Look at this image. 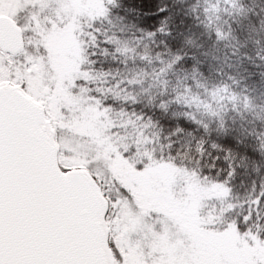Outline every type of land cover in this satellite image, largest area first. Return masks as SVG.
<instances>
[{
  "label": "snow or ice",
  "instance_id": "snow-or-ice-1",
  "mask_svg": "<svg viewBox=\"0 0 264 264\" xmlns=\"http://www.w3.org/2000/svg\"><path fill=\"white\" fill-rule=\"evenodd\" d=\"M21 3L23 22L17 17L16 26L28 24L29 32L37 20L50 26L47 18L58 7ZM104 9L80 38L92 76L106 79L78 83L119 114L114 131L142 142L132 152L151 150L158 164L186 174L172 188L174 199L187 198L183 189L194 182L224 195L199 213L207 218L216 206L212 223L199 225L202 233L181 231L155 209L125 232V198L143 211L135 197L121 186L109 190L91 170L82 175L54 159L47 138L51 92L37 95L13 69L9 86L0 88V264H264V0H104ZM222 13L234 30L224 52L202 45L185 50L187 38ZM13 31L0 20V41ZM212 35L219 38V29ZM2 55L11 52L0 46ZM13 59L22 71L32 67L25 56ZM137 65H148L152 78L135 79ZM241 177L250 183L243 200L234 194ZM157 191L167 198L166 189ZM233 232L246 247L230 246Z\"/></svg>",
  "mask_w": 264,
  "mask_h": 264
},
{
  "label": "rangeland",
  "instance_id": "rangeland-1",
  "mask_svg": "<svg viewBox=\"0 0 264 264\" xmlns=\"http://www.w3.org/2000/svg\"><path fill=\"white\" fill-rule=\"evenodd\" d=\"M42 2L45 7H48L49 3L58 5L53 10V15L47 18L50 26L37 20L36 27L31 31L44 42L47 58L37 62L32 55L30 57L32 67L22 72L19 70L21 76L19 75L18 79L27 78L31 90L37 95L47 96L51 92L47 108L52 117L53 127L47 134L56 154L59 153L57 159L82 175H88L91 170L100 180L101 166H110L114 173L142 193L140 197L143 201L140 207L142 212H135L131 201L124 202L121 221H127L125 232L135 231L143 215L147 214L149 209H155L175 220L181 231L202 233L203 229L199 227L202 224L199 218L202 203L195 195H189L185 199L173 198L172 188L176 176L171 170L174 168L157 165L138 172L128 158L124 157L120 146L115 145L116 134L111 129L112 123L97 98L89 95V88L82 89L78 84L80 80L88 79L86 73L82 72L86 52L85 41L80 38L83 27L91 19L104 13V0H42ZM22 12L21 0H0V17L10 19L16 25L17 17L23 22V16L20 15ZM29 26L25 24L23 28L18 27L21 29L22 50L25 44L24 32L31 34L28 31ZM3 57L4 55L0 56V64ZM2 75L0 87H8L10 82L4 74ZM11 83L14 85L15 82ZM161 185L164 187L161 188ZM157 189L160 191L166 189L167 198L161 200ZM237 241L247 246L243 238L233 232L230 246L234 247Z\"/></svg>",
  "mask_w": 264,
  "mask_h": 264
},
{
  "label": "trees",
  "instance_id": "trees-1",
  "mask_svg": "<svg viewBox=\"0 0 264 264\" xmlns=\"http://www.w3.org/2000/svg\"><path fill=\"white\" fill-rule=\"evenodd\" d=\"M225 14H221L220 20L216 21L213 20L211 25L209 27H206L202 30H196L198 32V35L196 38L193 37H188L187 38V42H185L184 44V48L185 50H190L192 48H198L201 45L204 47L209 48L210 50H219V53H223L225 48L228 47V43L230 42V38L233 35L234 30H230L226 23H225ZM217 29H219L220 31V37H214L212 35V33L216 32ZM38 35L36 33L31 32L28 33L27 31L24 32V38H25V44H24V50H21L22 52H20L17 55H4V59L1 61L2 63L0 64V75L4 74L5 78H7L10 74V72L14 69L18 76L20 75L18 73L19 70H21L22 72V68L20 66L19 61H14V57H19V56H25L28 60V62L31 63V59L30 57L32 55H34L33 59L34 61L41 60L44 61L47 58V51L45 48V44L43 41H41L38 37ZM86 44V42H85ZM85 62L83 64V73H86V76H88L87 80H100L103 81L104 79H106V74L105 73H100L99 75L93 77L91 72L92 70L89 69L87 66L90 63L89 60V56L87 54V48L85 47ZM7 60L8 64L4 65L3 61ZM219 61L223 62L224 61V57L223 55H219ZM208 63L211 65L212 69L216 68V62L209 60ZM107 67V65L105 66ZM2 69V70H1ZM209 69H206V71H208ZM2 73V74H1ZM133 75L134 78L137 79L138 81H148L152 78L153 76V72L151 70V68L148 65H137L136 68L133 70ZM3 76V75H2ZM21 76V75H20ZM24 78V77H23ZM22 79V78H20ZM80 87L83 89L88 88L87 86H85L84 84H80ZM97 88L102 91V92H106V91H110V89H107L103 84H98ZM89 91V95L90 92L92 91V89H88ZM92 96V95H90ZM93 98H97L95 96H92ZM97 100L99 101L101 107L103 105V101L100 100L99 98H97ZM253 103H255V101H253ZM102 109L107 113V117L110 119L111 123H112V131L116 134L115 135V145H119L120 149H122L123 151V155L124 157L128 158V160L135 166V169L137 170L138 166L144 162L145 160L149 161L150 164L149 166L146 167V169L148 167H155L157 165H161L158 164V162L154 159L153 156V152L151 150H137L135 152H132L131 149L135 146V144L139 143L140 144V148H143V144L140 141H136L133 142L130 138V134L128 133H124L122 131H114L113 129L116 128L119 125V114L117 112L114 111L113 107L111 105H109L108 107H102ZM113 135V137H114ZM127 154V155H126ZM169 167H173L174 171L171 170V173H174V176H176V181L174 182V185H179L181 184L186 178V174H182L181 170L170 165L167 164ZM166 166V165H164ZM91 169V168H90ZM100 171L102 173V179L101 181H103L104 184H107L110 186L109 190H113L115 189V192H119L120 191V187L121 186L123 188H126L128 190H130V192L132 193V195L135 197V204H139L140 207L143 205V201L140 200V197L142 196V193L140 191H138L137 189L133 188L130 184H128V182L120 177L119 175H117L116 173L113 172V169L110 166H101ZM183 191H186L189 193V195H195V198H197V200H199L200 203H202L200 205V212L202 211L203 207L207 205V202L209 199L216 197V198H220L224 195V193L215 187H200L198 182H194V183H189L187 188L183 189ZM250 191V183L248 181V178L246 177H241L236 181V187L234 189V194L238 195L240 197L241 200H243L247 195L248 192ZM185 199V198H184ZM125 200L130 201L127 197L125 198ZM132 202V201H131ZM133 203V202H132ZM216 210V206L215 204L212 205V211ZM183 211V210H182ZM212 211H210L208 213L207 218H203L199 215L200 221L202 224H211L212 223ZM184 212V211H183Z\"/></svg>",
  "mask_w": 264,
  "mask_h": 264
},
{
  "label": "water",
  "instance_id": "water-1",
  "mask_svg": "<svg viewBox=\"0 0 264 264\" xmlns=\"http://www.w3.org/2000/svg\"><path fill=\"white\" fill-rule=\"evenodd\" d=\"M0 20H6V21H8V23L9 24H11L12 25V28L14 29V31L13 32H10L9 34H13V42H11L9 45L11 46V47H7L6 46V41H5V39L4 38H6L7 36H8V34L3 38V40L2 41H0V44H3V45H5L6 47V49H8V50H13V51H18L19 50V48H20V46H21V41H20V30L14 25V23L10 20V19H7V18H5V17H0ZM48 138V137H47ZM48 141H49V138H48ZM49 146H50V149H51V152H52V155H53V157H54V159H56V156H55V150H54V148L52 147V145L50 144V141H49Z\"/></svg>",
  "mask_w": 264,
  "mask_h": 264
},
{
  "label": "flooded vegetation",
  "instance_id": "flooded-vegetation-1",
  "mask_svg": "<svg viewBox=\"0 0 264 264\" xmlns=\"http://www.w3.org/2000/svg\"><path fill=\"white\" fill-rule=\"evenodd\" d=\"M13 34H8V36L6 37V38H4L5 39V43H6V46L7 47H11L9 44L11 43V42H13L12 40H13ZM0 46H2L3 48H5L6 46L5 45H3V44H0ZM0 88H5V87H0Z\"/></svg>",
  "mask_w": 264,
  "mask_h": 264
}]
</instances>
